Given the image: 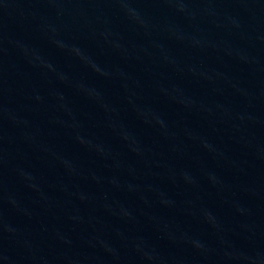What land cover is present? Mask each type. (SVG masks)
Returning <instances> with one entry per match:
<instances>
[{"label":"water","instance_id":"95a60500","mask_svg":"<svg viewBox=\"0 0 264 264\" xmlns=\"http://www.w3.org/2000/svg\"><path fill=\"white\" fill-rule=\"evenodd\" d=\"M0 264H264V0H0Z\"/></svg>","mask_w":264,"mask_h":264}]
</instances>
